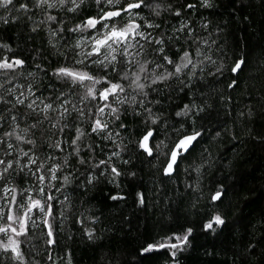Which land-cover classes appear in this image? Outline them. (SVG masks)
<instances>
[{
	"label": "snow or ice",
	"instance_id": "obj_1",
	"mask_svg": "<svg viewBox=\"0 0 264 264\" xmlns=\"http://www.w3.org/2000/svg\"><path fill=\"white\" fill-rule=\"evenodd\" d=\"M94 3L96 15L65 28V18L54 13L80 12L85 0H0L4 13L0 24H26L29 39L44 31L49 55L57 64L51 69L33 64L28 70L26 59L14 54L12 44L0 41V234L6 237L0 240V264L9 259L13 264H40L35 257L41 253L45 264H57L59 257L53 253L60 247L62 226L73 215L88 240L98 239L91 225L99 217L87 214L91 210L84 201L83 211L74 212L69 189L87 194L102 181L120 188L121 176H136L135 171L122 172L118 167L131 168L133 148L153 160L165 156L159 170L170 177L207 128L193 127L164 152L163 141L157 142L156 137L162 134L161 124H168L166 108L177 96L187 97L174 116L191 127L197 118H210L213 104L209 99L216 95L230 114L232 97L215 86L232 74L236 78L226 87L235 91L249 59L264 66V55L253 57L251 52L225 63L223 41L213 38L219 37L221 27L210 31L212 21L196 18L198 8L214 7L213 0H183L179 6L176 0ZM237 3L244 6V0ZM230 15L235 17L236 11ZM243 19L246 22L248 17ZM33 51L37 53L33 59L39 58V49ZM247 115L254 113L248 109ZM129 116L145 126L134 143L124 135L129 127L122 117ZM258 139L264 144V137ZM202 166L194 170L199 173ZM186 187L196 185L186 182ZM226 191L225 185H218L211 201L222 203ZM135 196L138 204H145L143 192ZM107 199L119 201L126 196L121 191L109 192ZM86 222L88 227H84ZM233 223V234L237 227L242 229L240 256L246 258L245 264L256 254L255 264H264V212L250 219L241 214ZM228 224L217 211L202 227L219 234ZM193 231L186 227L160 236L138 253L142 257L166 249L172 264H179L177 254L190 246ZM34 240L42 241L39 249ZM64 255L67 264H72L71 251L66 249ZM135 264H141L140 260Z\"/></svg>",
	"mask_w": 264,
	"mask_h": 264
},
{
	"label": "trees",
	"instance_id": "obj_2",
	"mask_svg": "<svg viewBox=\"0 0 264 264\" xmlns=\"http://www.w3.org/2000/svg\"><path fill=\"white\" fill-rule=\"evenodd\" d=\"M182 2L176 0L177 6ZM213 4L210 9L198 8L196 18L204 16L212 21L210 31L217 25L221 27L219 37L213 38L223 41L221 48L222 55L226 57L225 63L231 64L238 58L237 54L251 52L253 57L264 55V0H244L243 7H239L237 0H213ZM234 10L235 17L230 15ZM3 14L0 10V15ZM54 14L64 17V26L68 28L97 13L94 0H85L80 12ZM244 17H248L246 22ZM29 35L26 24H0V41L12 44L14 54L26 59L28 70H32L33 64H44L49 69L56 67V59L49 55L44 31L32 34L30 39ZM76 38L78 36L73 37ZM33 49H39V58L33 59L37 56ZM248 64L239 73L242 83L235 91L226 87L231 79L236 78L232 74L215 86L224 96L232 97L230 114L216 95L209 99V103L213 104L210 118H197L191 127L174 116L175 111L188 102L187 97L177 96L172 106L166 108L168 124H161L162 134L156 137L157 142L163 141L161 149L164 152L172 147L173 141L188 134L193 127L197 130L202 125L207 128L191 152L180 160L179 168L173 175L166 178L159 170L165 156L153 160L133 148L131 168L128 165L118 167L122 172L135 171L136 176H121L120 188L102 181L87 194L69 189L74 212L83 211L81 202L84 201L91 210L87 214L99 217V222L91 225L99 238L88 240L82 226L76 223V216H70L62 226L60 247L53 253L54 258L59 257L57 264H67L66 249L71 251L72 264H135L137 259L141 264H172L166 249L142 257L138 249L160 236L183 231L186 227H192L194 231L190 236V246L177 254L179 264H245L246 258L240 256L242 229L237 227L233 234V222L241 214L250 219L264 212V144L258 139L264 137V66L256 64L255 59H249ZM248 109L254 113L252 117L247 115ZM241 112L245 115L241 116ZM122 119L129 127L124 135L134 143L145 126L131 116ZM181 123L184 124L183 130H180ZM151 147L155 152L152 142ZM97 156L104 158L99 152ZM196 165H203L199 173L194 170ZM229 172V179H223ZM186 182L196 187L189 189ZM220 184L227 188L223 202L213 203L211 196ZM117 191L123 192L126 199H107V193ZM138 191L144 193L143 205L136 202L135 193ZM217 211L229 221L228 227L219 234L206 232L203 222ZM88 226L86 222L84 227ZM29 239L33 238L29 236ZM0 240H6V237L0 234ZM34 243L38 249L42 246V241L34 240ZM233 248L237 251L234 252ZM44 256L41 253L35 259L45 264ZM258 258V254L254 255L247 264H255ZM5 264L13 262L9 259Z\"/></svg>",
	"mask_w": 264,
	"mask_h": 264
},
{
	"label": "water",
	"instance_id": "obj_3",
	"mask_svg": "<svg viewBox=\"0 0 264 264\" xmlns=\"http://www.w3.org/2000/svg\"><path fill=\"white\" fill-rule=\"evenodd\" d=\"M149 146L151 147V141H150V143H149Z\"/></svg>",
	"mask_w": 264,
	"mask_h": 264
}]
</instances>
